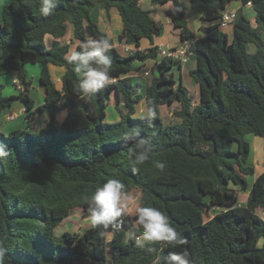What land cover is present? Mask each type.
Returning <instances> with one entry per match:
<instances>
[{
    "label": "trees",
    "instance_id": "16d2710c",
    "mask_svg": "<svg viewBox=\"0 0 264 264\" xmlns=\"http://www.w3.org/2000/svg\"><path fill=\"white\" fill-rule=\"evenodd\" d=\"M141 1L57 0L47 17L39 11L40 0H11L3 8L0 79L16 72L20 89L4 96L0 81V114L17 102L28 112L25 128L0 130V147L10 153L0 157V236L7 237L10 264H156L157 256L158 264H167L172 253H186L190 264H264V172L250 189L247 177L255 168L249 165L246 139L249 134L264 139V0H189L203 11L204 36L198 39L179 0L151 1L172 2L167 15L180 30L181 43L194 41L189 53L195 55L196 67L189 75L199 87L195 106L185 87L176 88L172 59L158 63L159 74L149 79L145 93L129 76L141 71L136 62L158 55L157 47L140 50L141 41L153 44L162 32ZM235 1L252 5L255 24L238 10L230 40L220 21ZM97 5H104L108 16L112 9L119 12L123 31L118 42L135 51L123 55L100 30L92 18ZM68 24L80 42L76 51H82L81 43L90 37L108 38L112 44L111 80L88 98L80 96L82 77L67 59L70 44L59 42ZM47 35L55 39L51 48L45 45ZM37 63L46 97L34 109L26 65ZM49 65L65 69L61 90ZM113 99L119 120L108 122ZM144 99L154 102L152 120L136 116ZM175 102L180 109L174 116L180 121L165 123L161 107ZM62 109L68 112L58 122ZM44 112L49 123L36 131L37 114ZM130 131H138L150 148V158L142 165L129 161L135 140L124 136ZM109 178L124 183L125 193L139 190L140 207L163 211L184 244H137L130 233L139 236L143 229L136 224L138 216L129 215L120 218L119 228L90 226L56 237V227L73 210L81 209L88 217L86 198ZM248 189L246 204L240 205V192Z\"/></svg>",
    "mask_w": 264,
    "mask_h": 264
},
{
    "label": "crops",
    "instance_id": "0c3cea01",
    "mask_svg": "<svg viewBox=\"0 0 264 264\" xmlns=\"http://www.w3.org/2000/svg\"><path fill=\"white\" fill-rule=\"evenodd\" d=\"M152 0H142L140 5L143 9L149 10L151 12V17L161 24L162 32L158 37L154 38L153 44L150 43L148 40L141 41L140 50L146 51L151 47H170V48H180L182 46L181 39H180V30L174 28L171 18L167 15V11L174 7L172 2H168L164 5H153ZM11 0H0V23L2 22V11L4 6L9 5ZM144 2H147L146 8H144ZM180 4L185 8L186 12V20L188 21L189 29L195 33L196 39L201 38L204 36L202 31V14L203 11L197 5L192 4L189 0H179ZM149 3V5H148ZM243 10V13L250 19V21L255 24V13L253 11L252 5L248 4L244 6L240 1L232 2L230 5L227 6L226 11H235ZM110 16H108V11L104 5H97L92 12V18L95 22H97L100 30L106 34L110 39L114 41V46L119 50L120 53L123 55H128L136 50L135 47L128 46L126 44H121L118 42L119 36L122 34L123 31V24L120 17L119 12L116 9H112L109 12ZM231 31L227 32L224 30L225 33L229 35L230 40L233 38V27H230ZM55 39L47 35L45 37V45L47 48H51L53 46ZM62 44H70V52L68 56L73 52L76 51L80 42L74 38V27L71 24H68V32L66 36L59 40ZM159 63V58L149 59L145 62H136V67H141V71L138 73H132L129 76L135 81L142 84L143 89L142 91L145 93L146 86L148 81L153 76H158L159 71L157 65ZM178 67L177 73L179 77V82L176 80V88L182 85L186 88L189 93V96L193 99L194 106L199 103L200 94H199V87L195 85L189 75V72L196 67V58L195 55L189 53L186 59V62H183L181 59L175 61L171 73L174 75L175 79V72L173 70L174 67ZM42 66L41 64H27L26 71L28 74V79L31 80V92L30 97L35 101V108L45 103V91L44 88L40 84V75H41ZM49 71L52 76V79L57 87L58 90L62 89V79L65 74V69L63 67L49 65ZM188 74L189 77L186 78L185 82V75L184 73ZM145 73H149V75H145ZM0 81L7 83L11 88H13L16 92L18 91V80H17V73L11 72L10 74L4 75L1 77ZM39 81V84H38ZM17 84V87L15 86ZM35 84H38L35 87ZM4 85V84H3ZM5 89L6 90V85ZM7 94V93H6ZM11 95V93H10ZM8 96V94H7ZM21 103V102H18ZM15 103L11 108L4 110L0 114V130L4 133H8L13 129L18 128H25L26 126V115L28 112L24 104L16 105ZM145 99L138 105V110L136 116H141L143 112V108L145 106ZM16 107H18L17 112H13ZM111 107L115 109L116 101L114 99L111 101ZM180 109V104L175 102L171 105H165L161 107L160 114L164 116L166 119L165 123L170 122H179L180 119L174 116V112ZM14 116L15 119H10L11 116ZM111 120L108 122H114L119 120L118 114L112 113ZM13 118V117H12ZM58 121V119H57ZM49 123V116L47 113H38L37 120L34 124L35 130L39 131V129L45 128ZM264 140V139H263ZM250 189L248 190V192ZM249 195V194H248ZM247 195V197H248ZM247 201V199H246ZM245 201V202H246Z\"/></svg>",
    "mask_w": 264,
    "mask_h": 264
},
{
    "label": "clouds",
    "instance_id": "9594fccd",
    "mask_svg": "<svg viewBox=\"0 0 264 264\" xmlns=\"http://www.w3.org/2000/svg\"><path fill=\"white\" fill-rule=\"evenodd\" d=\"M57 0H40V13L47 17L56 8ZM82 51H73L68 57L73 71L82 78L78 82V91L82 98H88L105 88L111 80L110 70L113 64L112 57L108 55L112 48L108 38H88L81 43ZM156 116L155 105L148 100L143 108V120H152ZM42 130V127L39 129ZM126 140H135L134 148L129 149L128 158L132 165H142L149 160L151 151L147 142L140 138L138 131L125 133ZM10 153L0 147V157ZM156 167L163 169V164L157 162ZM125 184L119 179L109 178L105 183L96 187L94 193L86 198L89 213L87 219L93 227L107 229L110 225L119 228L120 218L125 214L123 197ZM136 224L142 227V233L137 236L130 233L137 244L143 246L144 242L159 245H183L184 240L172 226L169 217L161 210L154 207H139ZM6 236H0V264H10L8 259L9 248L6 246ZM155 252V248H149ZM159 256L156 257V264ZM167 264H190L186 253H172L167 257Z\"/></svg>",
    "mask_w": 264,
    "mask_h": 264
},
{
    "label": "rangeland",
    "instance_id": "374dc122",
    "mask_svg": "<svg viewBox=\"0 0 264 264\" xmlns=\"http://www.w3.org/2000/svg\"><path fill=\"white\" fill-rule=\"evenodd\" d=\"M149 5V3H148ZM144 8L147 6V2H144ZM227 32L231 31V29H226ZM250 52H254L255 47L253 45H250L249 47ZM178 67H174L173 70L175 72V80L179 82V77L177 73ZM185 75V82L186 78L189 77L188 74L184 73ZM30 80V79H29ZM31 81V80H30ZM2 83V82H1ZM4 85H6V90L3 91L4 96H10L13 94H18L19 91H15L13 88H11L7 83L3 82ZM39 84V81H38ZM38 84H35V87H37ZM20 85V84H19ZM5 89V88H4ZM7 93V94H6ZM18 103V102H17ZM16 105H22V103H18ZM18 107L13 109V112H17ZM67 109H62L58 115L57 119L58 122H62L63 119L67 115ZM112 113L117 114V112L112 108L111 106L108 108V120H111L112 118ZM13 117V118H12ZM164 122L166 119H164V116H161ZM10 119H15L14 116L12 115ZM246 139L249 142L251 146V153L249 157V165L255 168V174L252 176L247 177V181L249 183V187L251 189L255 178L259 176L261 173L264 172V140L263 138L256 137L254 135H246ZM249 190V189H248ZM249 194L248 191L240 192L239 196V203L240 205H245L246 204V199L247 195ZM140 198H141V193L139 190H132L129 193H125L123 197V205L125 208V214L124 215H129L131 217H136L137 216V209L140 207ZM220 210H216V212H219ZM214 214L211 215V217ZM259 216H263L262 213H259ZM92 226L87 218L83 216L82 210L81 209H75L71 212V215L64 219L55 229V236L60 237L61 235L64 234V232H72V233H81L85 229L89 228ZM110 238V236H109Z\"/></svg>",
    "mask_w": 264,
    "mask_h": 264
},
{
    "label": "built area",
    "instance_id": "2783aa9c",
    "mask_svg": "<svg viewBox=\"0 0 264 264\" xmlns=\"http://www.w3.org/2000/svg\"><path fill=\"white\" fill-rule=\"evenodd\" d=\"M235 14V11H225L223 13L220 21V28L223 31L232 27L235 19ZM193 43V40L187 41L186 43L182 44L180 48L160 47L158 49V55L156 58H159V62L163 59H172L174 61L181 59L183 62H186L190 48L192 47ZM145 75L147 76L149 75V73H145ZM18 89H20L19 83ZM216 210L219 209L217 208L215 209V211Z\"/></svg>",
    "mask_w": 264,
    "mask_h": 264
}]
</instances>
